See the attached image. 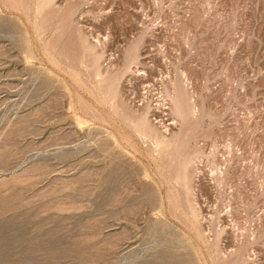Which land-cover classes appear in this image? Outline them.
Wrapping results in <instances>:
<instances>
[{
	"label": "rangeland",
	"instance_id": "1",
	"mask_svg": "<svg viewBox=\"0 0 264 264\" xmlns=\"http://www.w3.org/2000/svg\"><path fill=\"white\" fill-rule=\"evenodd\" d=\"M0 264H264V0H0Z\"/></svg>",
	"mask_w": 264,
	"mask_h": 264
}]
</instances>
